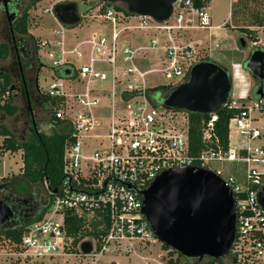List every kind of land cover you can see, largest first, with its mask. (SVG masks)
Instances as JSON below:
<instances>
[{"label":"built area","instance_id":"2783aa9c","mask_svg":"<svg viewBox=\"0 0 264 264\" xmlns=\"http://www.w3.org/2000/svg\"><path fill=\"white\" fill-rule=\"evenodd\" d=\"M69 3L74 2L39 0L35 5L36 10L43 5L41 13L49 14L57 26L51 30L53 39L39 45L51 49L46 53L49 68L70 71L63 77L56 75L45 92H40L38 79L36 86L39 96L55 100L49 106L54 121L67 124L72 142L63 155L61 181L54 190L44 186L45 209L39 219L27 222L19 250L7 256L23 263L83 256L79 245L91 241L92 251L86 256L93 263L103 255H134L145 264H171L176 255L161 248L141 213V192L163 172L196 167L219 177L233 196L235 239L225 260L257 264L264 256L258 239L264 235V212L256 201L264 185V146L257 144L262 135L256 125L264 124V98H249L242 61L230 62L231 79H238L244 89L236 98L230 94L221 109L235 112L227 123L225 147L215 134L218 112L202 122L203 148L191 154L187 114L153 107L146 98L149 88L171 89L185 82L190 68L200 62V43L185 36L211 31L209 57L222 52L219 35L212 32L223 26H211L206 2L196 6L191 0H177L162 23L98 2L97 15L88 18L110 26V34L91 33L79 41L70 35L73 42L67 46L65 27L53 9ZM249 30L264 39V27ZM135 33L143 36L141 42L127 39ZM250 44L260 48L258 41ZM146 55L153 56L148 66L143 64ZM151 75H160L165 84L146 85ZM95 110H105L106 119ZM221 164L243 165V179L213 167ZM66 220L81 222L75 234L69 232L71 224ZM82 231L90 237L80 239ZM155 244L158 249L152 248Z\"/></svg>","mask_w":264,"mask_h":264},{"label":"water","instance_id":"95a60500","mask_svg":"<svg viewBox=\"0 0 264 264\" xmlns=\"http://www.w3.org/2000/svg\"><path fill=\"white\" fill-rule=\"evenodd\" d=\"M176 1L98 0L102 4L119 5L128 15L148 17L157 23L170 17ZM2 8L8 14L7 2H3ZM53 14L65 28H73L80 22L74 3L56 6ZM239 45L245 48L246 44L239 40ZM243 67L253 83L254 98L263 99L264 51L259 48L250 51ZM231 90L226 68L201 61L190 68L185 82L162 97L158 107L207 116L225 107ZM141 195V213L161 245L196 263L228 257L235 239L236 210L231 191L219 177L196 167L171 169L156 177ZM256 201L264 212V185L257 192ZM13 217L12 208L0 199V228ZM79 251L83 256L89 255L91 241L82 242Z\"/></svg>","mask_w":264,"mask_h":264},{"label":"trees","instance_id":"16d2710c","mask_svg":"<svg viewBox=\"0 0 264 264\" xmlns=\"http://www.w3.org/2000/svg\"><path fill=\"white\" fill-rule=\"evenodd\" d=\"M20 0H8V3L11 7L15 8L19 5ZM39 0H25L26 4L23 10L18 15L17 20L12 22L11 24V32L16 39L18 46L20 49L22 45L25 44L26 51L31 57V60H27L24 58H20L19 61L13 62V68L11 69V73H0V113L5 114L7 117H14L18 112V107L15 102V98L18 94H20L23 98V102L25 103V107L27 108L33 102V99H39L43 104L44 109L48 113V123L50 128V133L45 134L39 131L38 125L35 121V116L33 115V120L30 121L31 127V137L28 141H18L15 136L3 125L0 124V137H2V141L0 143V159L3 157L5 153L14 154L17 152H21V173L18 177L13 178L14 181H17L16 184L12 186V191H14L13 198L19 200L21 196H33L35 194L31 193V188L38 189V187L44 188L45 185H48L49 189L54 190L62 178V159L66 148L69 146L70 142H72V138L70 136V129L66 123L55 120L54 114L50 110L49 106H54V101L44 96H39L36 86V78L40 71L41 65L37 59V52L40 45V40L32 36L29 32V11L35 7L36 3ZM194 5L201 6L202 0H191ZM208 0H204L207 2ZM87 0H83V3H86ZM104 7H112L116 11L122 10V8L117 7L115 5L104 4ZM250 6V7H249ZM253 8H252V7ZM264 0H231V13L230 20L232 22H244L243 18H236L235 13L239 14L242 10L244 14V18H246L247 14H250L251 17L249 19L252 20V27H264ZM252 9L253 11H250ZM239 11V12H238ZM126 14V13H125ZM235 23V24H236ZM228 27L227 24L224 25ZM223 26V27H224ZM232 26V24H231ZM233 28V27H231ZM236 28V27H235ZM241 31V33L246 34V38L249 42H256L257 34L254 31L243 29L241 27H237ZM239 46V45H238ZM240 50L242 49L239 46ZM263 50L262 48H259ZM9 45L6 43L0 44V60H6L10 57L9 53ZM264 51V50H263ZM203 61H208L204 59ZM17 72L15 73V70ZM64 71L70 73V71L66 69H55L54 73L59 77H63ZM34 73L35 78H30L29 74ZM16 78V79H15ZM35 79V80H34ZM170 89L165 86H157L153 88H149L146 91V98L150 102L153 107H158L162 97L169 91ZM252 92V90H251ZM156 95L159 96L158 100H155ZM36 96V97H35ZM249 98H254L253 94L249 95ZM235 112H228L223 109L217 113L218 120L215 123V134L219 139L220 143L225 147L227 144V123L228 120L233 116ZM187 122H188V141L190 147V153L196 154L202 148L203 144L201 143V124L203 121L207 120V116L199 115V114H187ZM1 184L5 183L6 179L1 180ZM7 186H3L6 188ZM3 195L6 196V193L10 192L9 190H3ZM25 196V197H26ZM39 196L42 199V202H46V196L44 194L39 193ZM26 197V199H27ZM20 201V200H19ZM5 203H7L4 200ZM44 205V204H43ZM41 206L34 217L41 214V211L45 209V205ZM39 217L36 218V220ZM26 221L17 222L10 228H0V246L5 245L7 248V252H16L19 250V243L21 239V235L23 233L24 227L27 224ZM66 223L71 227L69 228V232L75 234L79 228L81 227V222L66 220ZM90 237V233L81 232L80 239ZM258 239L264 245V235L258 236ZM163 250L168 251L164 245H161ZM171 255H176L174 261H170L171 264H184V263H192L193 260H188L175 252H169ZM114 264V263H113ZM193 264H233L228 260H212V259H204L200 263L193 262Z\"/></svg>","mask_w":264,"mask_h":264},{"label":"rangeland","instance_id":"374dc122","mask_svg":"<svg viewBox=\"0 0 264 264\" xmlns=\"http://www.w3.org/2000/svg\"><path fill=\"white\" fill-rule=\"evenodd\" d=\"M72 2L75 3L77 8V13L80 17V22L77 26L73 28H64V33L66 36V45L70 46V44L73 42L71 39L72 35L73 37H76V41L82 40L89 36L91 33H102L109 35L111 31V27L99 23L97 19H90L88 16L94 17L97 15V7H98V0H87L86 3H83L82 1L78 0H72ZM117 7H120L119 5H115ZM250 7V6H249ZM252 7V6H251ZM43 8V5H40V8L36 10L35 7H33L29 11V33L33 35L35 38L39 39L40 42L43 41H51L53 38L51 36V30L56 28V24L53 22L52 17L49 14H42L41 9ZM253 8V7H252ZM264 8H262L261 11H263ZM250 11H253L250 9ZM206 12L210 17L211 26H224L227 24L228 27H223L222 29L216 30L212 33L220 34L218 36L219 42H221L222 52L221 53H212L209 57V54L207 53V47L209 45V36L211 34V31H194L188 36H185V40L189 39L193 40L194 42H199L200 46L199 48L201 51L199 53V58L201 61L204 59H207L208 61L215 62L222 67L226 68L228 73L230 70V61H236L244 63L246 57L250 53V51L253 50L251 47L250 42L246 38V34L241 33L239 28L241 27L243 29L249 30V28H253L251 25L252 20L249 19L251 17L250 14L246 15V18H244V14L242 13V10L240 13L236 14L235 17L240 19H245L244 22L238 23H231L230 20V13H231V0H208L206 2ZM239 12V11H238ZM232 24V26H231ZM5 26V18L3 16V12L1 9V1H0V30ZM233 27V28H231ZM236 27V28H235ZM141 34L135 33L131 34L130 37L127 39L130 41H136L141 42ZM191 37V38H190ZM257 40L259 42V47L264 50V39L262 35L257 32ZM239 40H243L245 42V48H242L240 50L239 48ZM6 43V41H0V44ZM239 45V46H238ZM37 53V59L41 65L40 71L38 73V88L40 92H45V89L48 87L49 84L52 83L56 79V74H54V70H51L49 68V63L46 59V53H48L51 49L48 47H39ZM144 63L146 66H148V62H151L153 59L152 55H146L144 58ZM13 60L11 57H8L6 60H0V73H11V69L13 68ZM75 65H78L77 62H75ZM15 70V69H14ZM17 70H15V73ZM243 75L244 70L241 72ZM30 78H35L34 73L29 74ZM16 79V78H15ZM35 80V79H34ZM232 90L231 94L234 98H236L241 90L244 89V87L239 83L238 79L232 78ZM245 82L249 84L248 91L251 95V90L253 83L250 80L249 75L245 77ZM152 84H160L164 85L165 81L160 75H151L146 78V85H152ZM36 97V96H35ZM159 96L156 95L155 100H158ZM34 101L28 105L26 108L25 103L23 102V98L20 94H18L15 98V102L18 106V112L14 117L6 118L3 114L0 115V123L6 126L11 133L16 137V139L19 141H28L31 137V124L30 121L33 119V115L35 116V121L38 125L39 131L45 134L50 133L49 123H48V113L43 107V104L39 99L34 98ZM55 101V100H51ZM104 104V102L101 103V106ZM95 113L98 116H101L103 119H106V111L102 110L100 112H97L95 110ZM256 127L259 129L262 137L257 141L258 145L264 146V124L259 123L256 125ZM21 166L20 161V155L19 153H14L12 155L5 154L3 158L0 159V179L2 177H7L4 186H7L8 190L12 192V186L17 183V181L13 180V177L19 176V167ZM214 168H221L225 172H229L233 177H235L238 181H241L243 179V165L241 164H221V165H214ZM0 180V184H1ZM3 187V185H2ZM9 193V192H8ZM31 193L34 194H44L45 195V188L38 187V189L31 188ZM26 196V195H25ZM21 196L19 197V200H25L26 197ZM154 249H158V244H155L152 246ZM7 248L5 245L0 246V264H113L116 262L117 264H145L142 260H140L138 257L134 255H120V256H112V255H103L101 256L98 261L92 262L93 259L90 256H74L70 255L63 258H53V259H46V260H40L35 262H29V263H23L19 261H15L14 258H10V256H7ZM192 263H184V264H193ZM257 264H264V256L263 258L257 263Z\"/></svg>","mask_w":264,"mask_h":264},{"label":"flooded vegetation","instance_id":"af4514ba","mask_svg":"<svg viewBox=\"0 0 264 264\" xmlns=\"http://www.w3.org/2000/svg\"><path fill=\"white\" fill-rule=\"evenodd\" d=\"M1 1V9L3 12V16L5 18V26L0 30V41H6L9 45V53L11 59L14 61H19V59L24 58L27 60H31V57L29 58V55L27 53V49L25 44L20 47V49L17 48L18 43L16 39H14L12 32H11V24L15 20H17L18 15H20V12L25 7V0H20L19 5H17L15 8L11 7L8 3V0H0ZM3 2H7V8H8V14H6L2 8ZM34 101V100H33ZM8 190V188H0V199L2 201H6L7 204L12 208L14 217L9 222L6 223V225L2 228H10L17 222L22 221H28L32 219L36 214H38L39 209L41 206L46 204V202H42L41 197L39 194H35L33 196H28L25 200H17L13 198V195L11 192L6 193V196L3 195V190ZM34 194V193H33ZM43 205V206H44Z\"/></svg>","mask_w":264,"mask_h":264},{"label":"crops","instance_id":"0c3cea01","mask_svg":"<svg viewBox=\"0 0 264 264\" xmlns=\"http://www.w3.org/2000/svg\"><path fill=\"white\" fill-rule=\"evenodd\" d=\"M29 32V31H28ZM218 35H220V34H218ZM33 36V35H32ZM230 62H233V61H230ZM234 62H236V61H234ZM64 75V74H63ZM37 77H38V75H37ZM37 79V78H36ZM17 105V104H16ZM18 107V106H17ZM1 114H3V113H0V115ZM6 118H10V117H7L5 114H3ZM1 124V123H0ZM1 125H3V124H1ZM4 126V125H3ZM5 128H7L6 126H4ZM8 129V128H7ZM9 130V129H8ZM10 131V130H9ZM11 132V131H10ZM16 138V137H15ZM1 141H2V137H0V143H1ZM17 153H19V155H20V161H21V152H17ZM5 154H10V153H5ZM5 154L3 155V157L5 156ZM10 155H12V154H10ZM2 157V158H3ZM21 168H22V163H21V166L18 168L19 169V172H18V175L21 173ZM15 177H18V176H14L13 178H15ZM3 179H7V177H2L0 180H3ZM2 185L4 186L5 184H0V188H3L2 187ZM114 264H117L116 262H114Z\"/></svg>","mask_w":264,"mask_h":264}]
</instances>
